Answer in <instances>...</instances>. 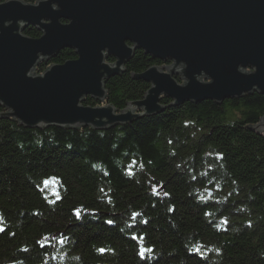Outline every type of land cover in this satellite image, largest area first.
Returning a JSON list of instances; mask_svg holds the SVG:
<instances>
[{
    "label": "trees",
    "instance_id": "1",
    "mask_svg": "<svg viewBox=\"0 0 264 264\" xmlns=\"http://www.w3.org/2000/svg\"><path fill=\"white\" fill-rule=\"evenodd\" d=\"M75 58L65 48L34 71ZM169 63L136 49L105 102L142 99L150 84L132 73ZM161 103L104 130L0 118V264H264V95Z\"/></svg>",
    "mask_w": 264,
    "mask_h": 264
},
{
    "label": "water",
    "instance_id": "2",
    "mask_svg": "<svg viewBox=\"0 0 264 264\" xmlns=\"http://www.w3.org/2000/svg\"><path fill=\"white\" fill-rule=\"evenodd\" d=\"M27 26L42 34L26 36ZM65 48L76 58L35 73ZM136 49L170 63L132 73L150 87L117 111L104 83L125 72ZM254 90L264 95V0L0 2V118L26 128L104 130L161 113L163 97L220 103ZM87 96L99 104L84 105ZM254 128L264 134V115Z\"/></svg>",
    "mask_w": 264,
    "mask_h": 264
}]
</instances>
